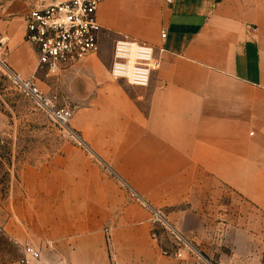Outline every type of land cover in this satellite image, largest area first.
Instances as JSON below:
<instances>
[{"label": "crops", "instance_id": "1", "mask_svg": "<svg viewBox=\"0 0 264 264\" xmlns=\"http://www.w3.org/2000/svg\"><path fill=\"white\" fill-rule=\"evenodd\" d=\"M62 1L2 12L12 72L38 80L26 16ZM97 20V54L63 67L55 87L70 88L65 103L101 162L66 148L59 168L25 169L11 236L35 246L40 264H197L162 255L148 211L111 170L205 258L264 264V0H102ZM122 38L155 48L147 88L111 78Z\"/></svg>", "mask_w": 264, "mask_h": 264}, {"label": "built area", "instance_id": "2", "mask_svg": "<svg viewBox=\"0 0 264 264\" xmlns=\"http://www.w3.org/2000/svg\"><path fill=\"white\" fill-rule=\"evenodd\" d=\"M102 0H66L33 7L26 16L25 41L34 46L37 53L36 72L44 70L47 75H58L66 65L97 54L102 27L97 20V9ZM163 37L166 33L163 32ZM8 70L6 64L3 65ZM159 68L155 48L147 43L122 38L116 41L111 78L123 80L139 88H147L152 73ZM14 84L40 110L61 127H68L74 110L62 107L58 95L48 94L38 86L34 76L22 77L11 70ZM89 152H92L89 150ZM95 155V154H94ZM96 157V155H95ZM98 162H101L97 158ZM128 192L131 200L149 213L151 239L160 247L165 257L184 259L191 254L197 264H216L205 258L169 220L163 209L152 206L132 187L110 170ZM41 252L33 245L23 248L17 264H40Z\"/></svg>", "mask_w": 264, "mask_h": 264}, {"label": "rangeland", "instance_id": "3", "mask_svg": "<svg viewBox=\"0 0 264 264\" xmlns=\"http://www.w3.org/2000/svg\"><path fill=\"white\" fill-rule=\"evenodd\" d=\"M37 1L0 0V15L10 5H15L19 13L24 5ZM4 54L0 52V264H17L26 245L11 236L9 224L21 226L14 215L22 192L23 171L29 167L59 168V157L65 156L66 148L79 149L94 162L99 157L83 138L87 131L81 127L76 105L65 103L69 101L65 98L70 99V88L67 92L56 90L55 84L59 83L61 75H47L41 70L36 74V82L45 93L58 95L62 107L74 110L67 128L55 124L14 84L10 69L3 66ZM15 195L16 202L13 201Z\"/></svg>", "mask_w": 264, "mask_h": 264}]
</instances>
